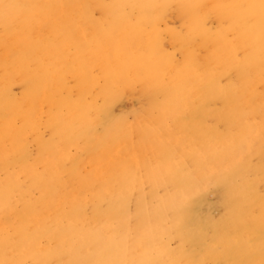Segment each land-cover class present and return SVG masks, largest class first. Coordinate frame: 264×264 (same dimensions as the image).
<instances>
[{
    "label": "bare ground",
    "instance_id": "bare-ground-1",
    "mask_svg": "<svg viewBox=\"0 0 264 264\" xmlns=\"http://www.w3.org/2000/svg\"><path fill=\"white\" fill-rule=\"evenodd\" d=\"M168 8L180 80L117 111ZM263 33L264 0H0V264H264Z\"/></svg>",
    "mask_w": 264,
    "mask_h": 264
},
{
    "label": "rangeland",
    "instance_id": "rangeland-1",
    "mask_svg": "<svg viewBox=\"0 0 264 264\" xmlns=\"http://www.w3.org/2000/svg\"><path fill=\"white\" fill-rule=\"evenodd\" d=\"M103 2H104V4H109L110 0H103ZM131 17L133 20H135V17L137 18V14H136V16L131 15ZM88 18L90 19V23L93 24V22L95 20H99L101 18V11L94 8V11H91L90 16L86 15V17H84L82 19V21L86 22V20ZM246 21H247L246 23H248L250 26L253 23L251 20L249 22H248V20H246ZM153 28L156 29V32L158 34L156 39H155V41H157V42L154 45H151V43L149 41L147 43H150L148 48L151 50L152 57H155V58L152 59L151 61H149L148 63H146L145 65H142L141 67L140 66L135 67L133 69H129L126 71V78L124 80L127 84H129L131 82V84H133V86L135 87V91H133L131 94H128V93L122 94L120 92L118 93L119 94L118 101L113 102V103H116L113 105V107L115 106V109L117 111L123 110V112L127 113L133 109L138 110L139 108H141L143 106L142 96H141V94H138V90L141 89V87L138 83L139 76H140V73H139L140 70L145 71L143 73H145V75L148 77L149 80L152 81V79L155 78V84H158V83L162 82L163 80L164 81H167V80L179 81L180 80V77L177 75L176 70H178V68L184 63L185 58H184L183 52L180 49L179 44L177 42L173 41V36L171 35V34L175 33L176 31L180 30L179 29V22L176 18L175 10L173 8H168L166 13L158 21H156L154 23ZM148 29H150V28H148ZM60 37H61V35H60ZM50 38L52 39L51 35H50ZM152 40L153 39H151V41ZM146 47H147V44H144L143 48L146 49ZM194 51H195V53H194L195 57L197 59H202L206 55V51L201 47L196 48V46H195ZM138 55L139 54L137 52L132 53L133 58H138ZM156 61L161 63L159 68H156L154 66V63ZM200 68L201 67H198L193 75H195V74H196V76L200 75L201 74ZM98 73L99 72L97 70H95L94 75H98ZM261 83L262 84H258L256 92H257L259 100L261 101V99H262L263 100L262 102H264V81H261ZM69 86H70V84H69ZM101 86H100V88H101ZM12 88L14 90L13 93L19 92V86H13ZM100 88L92 91V92H94V95L99 94ZM97 102H98V105H101L103 103L102 99L100 97H98ZM130 121H132V118H130ZM209 124L212 125L213 121L210 120ZM18 126H20V124H18ZM135 144H136V141H135ZM142 155H143V158L145 159L146 164H148V165H154L155 164V162H156V161H154V158H156L155 151L153 149H151L149 146H146V148L143 149ZM142 169H143V164H141V170ZM135 178L134 179L136 181L134 182V184L137 185V181L139 178H138V176H135ZM143 181L144 180H141L142 183H143ZM145 186H146V184H145ZM145 186H143V187L145 188ZM126 226L130 227V223H128ZM127 230L130 231L129 228ZM172 247H174V245H172Z\"/></svg>",
    "mask_w": 264,
    "mask_h": 264
}]
</instances>
